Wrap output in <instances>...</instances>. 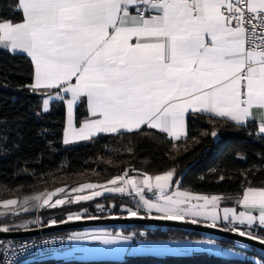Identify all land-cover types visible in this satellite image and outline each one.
I'll return each instance as SVG.
<instances>
[{
    "label": "snow or ice",
    "instance_id": "6c2138e0",
    "mask_svg": "<svg viewBox=\"0 0 264 264\" xmlns=\"http://www.w3.org/2000/svg\"><path fill=\"white\" fill-rule=\"evenodd\" d=\"M22 20L0 18V47L23 52L34 66L32 90H58L55 99L67 105L68 128L64 143L89 140L100 133L139 131L144 125L174 140L186 136L185 117L208 113L244 125L255 120L264 133V0H14ZM61 93L67 95H61ZM70 97V98H68ZM49 99L43 101L48 110ZM84 102L89 118L74 127V106ZM216 136V132H212ZM142 179L128 173L108 181L116 187L85 183L72 191L104 189L139 197L146 211L163 213L153 219H181L185 215L211 219L206 210L218 196L196 195L172 187L173 172ZM223 178V177H222ZM54 192L0 201L4 212L18 214V204L30 200L40 207L62 206L52 202ZM146 191L156 196L153 201ZM76 195L73 202L102 195ZM203 201V204H191ZM259 216L224 208L233 221L264 226V188L249 187L238 201ZM192 209H196L193 211ZM23 211H29L23 207ZM131 216L136 211L127 209ZM74 217L69 216L71 220ZM79 219V217H75ZM142 218V217H141ZM37 223L39 221H36ZM52 223H55L53 221ZM27 225H20L26 227ZM7 227L0 228L6 232ZM240 235H245L240 232ZM251 238V237H250ZM128 239V238H123ZM105 244L117 239H103ZM264 243V240L261 241Z\"/></svg>",
    "mask_w": 264,
    "mask_h": 264
},
{
    "label": "trees",
    "instance_id": "16d2710c",
    "mask_svg": "<svg viewBox=\"0 0 264 264\" xmlns=\"http://www.w3.org/2000/svg\"><path fill=\"white\" fill-rule=\"evenodd\" d=\"M0 18L21 20L14 0H0ZM32 79L33 67L25 56L0 49V201L79 184H101L125 172L159 175L173 169L178 189L195 194L238 196L249 187L264 188V138L256 135L253 123L237 126L225 119L191 114L183 140L174 141L160 132L143 128L131 133L100 135L65 146L62 143L63 105L54 102L44 112L40 96L29 87ZM85 116V108L80 104L76 109L77 124ZM214 131L216 136L212 135ZM123 204L138 212L144 211L130 205L127 197L114 195L103 201L39 209L37 214L7 216L0 220V226L35 215L42 217L44 225L53 221L57 224L65 222L66 215L82 210L94 215H84L85 219L121 217L119 209ZM129 227L133 226L125 228ZM155 229L153 234L145 236L149 239L205 236L197 232ZM253 231L255 238L264 240L263 229ZM222 242L228 246L233 241L223 239ZM23 264H264V257L251 253L238 259L198 253L81 262L62 261L47 255Z\"/></svg>",
    "mask_w": 264,
    "mask_h": 264
},
{
    "label": "crops",
    "instance_id": "0c3cea01",
    "mask_svg": "<svg viewBox=\"0 0 264 264\" xmlns=\"http://www.w3.org/2000/svg\"><path fill=\"white\" fill-rule=\"evenodd\" d=\"M21 20H22V14H21ZM0 49L7 51L11 54L25 56L30 61L31 65L33 67L32 83H34V66L32 64L31 58L29 56H27L26 53H23V52H15L14 53V52L9 51L8 49H5L3 47H0ZM32 91L35 94H37L38 96H40L41 103H42V110L44 112H47L50 109L51 104L54 102H57V103H60L63 105V108H64V128H63V135H62V143L65 146H70V145H74V144H78V143L87 142V141H89V140H91L97 136H100V135L118 134V133H100V134L93 136L89 140L72 139L70 136V142L68 144H65L64 143V134H65V130L68 128V110H67V105L64 101L54 98L56 96V93L58 90L54 89V90H51L49 92L48 90L37 89L35 91L34 90H32ZM49 95L52 96L53 98L49 100L48 110L45 111L43 108V101L45 99H49ZM61 95H67V94L61 93ZM68 98H70V97H68ZM80 104H83L85 111H86V116L84 118H82L80 120V122L77 124V122H76V109ZM253 111H254V113L257 114V118L255 120L249 119L247 121V123L244 125H237L232 121H229V120H227V121L234 124V125H237V126H246L248 124L253 123L256 125V135L264 138V133H261L259 130L260 120L258 117V110L254 109ZM191 114H204V115H208L211 117L223 119V118L216 117V116H213V115L208 114V113H202V112L192 113L191 111H189L185 117L186 133H187V119H188V116ZM87 118H89V113H88L86 103H84V102L77 103L73 109L74 127L79 128L81 126L82 122ZM143 128L151 129V128H148L147 125H144L141 129H143ZM151 130L159 132L156 129H151ZM133 132H136V131H133ZM120 133H131V132H125L122 130ZM160 133H162V132H160ZM162 134L167 136L169 139L174 140V139L170 138L166 133H162ZM185 138H186V136H182L181 139H179V140H183ZM174 141H177V140H174ZM63 188H65V187H63ZM252 188H257V187H252ZM257 189H261V188H257ZM244 191L238 196H233L234 199L231 203H229V202L220 203L219 206L207 210L210 212H215V214L217 215V219L215 222H219V223L222 222V219L224 218V214L222 213L221 210H223L224 208L234 209L235 213L237 215H239V213H241V212H244V213L256 216V217L259 216V209L253 210L250 208H246L245 206L241 205L238 202L239 200L242 199ZM47 193H49V192L35 193V194L28 195L25 197H31V196H36V195H40V194H47ZM119 196H121V195H119ZM25 197H23L21 199H16V200H18L19 202H23ZM122 197H124V195H122ZM25 206L29 208V211H27V212L23 211V207H25ZM15 207L20 209L18 214H13L12 212H8L7 214L0 215V220L7 217V216H16V215H22V214H27V213H33V212L37 214L38 210L41 208L39 206V202L34 201V200H30L28 205L18 204ZM218 207H219V209H217ZM44 209H52V208L46 206ZM0 212H4V209L0 208ZM185 217L186 218L187 217L188 218L194 217V218L191 220L175 219V221H191V222L196 223L197 219H201L202 222L207 223V224L213 222L211 219H206L203 215L193 216V217L189 216V215H185ZM229 217H230L233 224L239 225L238 227L241 229L250 230L251 233L253 232L252 234L254 235L251 237L259 240L258 238H255L256 234H254L253 229L260 228V229L264 230V226L260 225L258 219L251 224H249L247 221H245V223L241 224V223H239V221H233L232 220L231 213L229 214ZM195 218H197V219H195ZM84 219L85 218L82 217L80 220H84ZM87 219H91V217L87 218ZM73 221H78V220H73ZM65 222H69V221H65ZM36 223L37 222L35 221V219L32 218V219H28L25 222L19 223V224L16 223V224H10V225H6V226H0V228L7 227L9 229L8 231H21V230L34 229L36 227ZM25 224L27 225L26 227H20V225H25ZM51 224H54V223L51 222L47 225H51ZM47 225H45V226H47ZM127 233H120L119 234V233H114V232H103V231H84V232H80L76 235L72 234V235H69L70 236L69 247L63 251H60L59 253L52 255V257L54 259H58V260H62V261H81V262H94V261H107V260L108 261H122L128 255H130V253H132L131 256L143 255L144 253H147V254H153V255H157V256L175 257V256L195 254L198 251H207L210 254H213V255L219 256V257H224V258H238V259L241 258V259H243L246 257L245 249L237 248L234 246H225V245H222L218 240L209 239V238H206L205 236L203 238H200V239H187V238L182 239V238H175V237L168 238V239H149L146 236H143V234H141V236H138V237L137 236L132 237V236L128 235ZM125 237L128 239H126V240L123 239ZM105 238H107V239L115 238V239H117L118 242L105 244L102 242L103 239H105ZM262 240L263 239H261L260 241H262Z\"/></svg>",
    "mask_w": 264,
    "mask_h": 264
},
{
    "label": "rangeland",
    "instance_id": "374dc122",
    "mask_svg": "<svg viewBox=\"0 0 264 264\" xmlns=\"http://www.w3.org/2000/svg\"><path fill=\"white\" fill-rule=\"evenodd\" d=\"M173 172V184H172V187H170L169 189H166V193L167 194H171V193H174L176 192L177 190L179 191H183V190H180L178 189V180H176V171L173 169V170H170ZM141 174H146V175H149L147 173H144V172H140V173H132V174H128V177L126 178H136V179H142V175ZM163 174V173H162ZM123 175V174H122ZM161 175V174H159ZM121 176V175H119ZM150 176H156V175H150ZM117 177V176H116ZM115 177L109 179L108 181L114 179ZM108 181L104 182V183H101L99 185H105L106 188H112V187H116L114 185H110L108 184ZM95 184V183H94ZM82 184H79V185H76V186H73L72 188H68V187H65V191L62 192V193H57L56 196L52 197V202H54L56 199L58 198H63L66 200V203L62 206H67V205H79V204H85V203H88V202H91V201H99V200H107L108 198H110L111 196H114V195H124V194H121V193H118V192H109V191H106L104 189H85L83 192L81 193H76V192H73L72 189L73 188H77L79 186H81ZM55 190L53 191H50V192H54ZM95 191H101L103 194L100 195V196H97L91 200H87V201H80V202H73L74 201V197L76 195H91L93 192ZM195 194V193H193ZM196 195H200V194H196ZM125 197H127L128 199V202L130 205L132 206H135V207H139L140 209L142 208V210H144L143 212H138V210H134L133 207H130V206H126L125 204H123L119 211L121 212L120 213V216L121 217H133V218H138V217H146V218H152V217H155V216H160V215H163V213H156L155 211H152V212H148L145 210V208L139 203V197H136L134 194L133 195H124ZM204 196H208V195H204ZM211 196H216V195H211ZM209 196V197H211ZM218 197H220V199L216 202L215 205H212V204H208L206 206V210H209V209H212L214 207H217L219 206L220 203H226V202H229L231 203L234 199L233 196H230V195H217ZM147 198L155 201L156 200V196L155 195H152V196H146ZM203 204L204 202L203 201H191L189 204H186V205H183L182 207H185V208H190L191 204ZM62 206H57L55 208H60ZM46 207V206H45ZM45 207H41L40 209H44ZM127 209H131L132 211H136L137 212V216H131L129 214V212L127 211ZM219 209V207L217 208ZM193 211H195L196 209H192ZM222 213L224 214L223 210H221ZM85 210H82V211H75L73 213H70L68 215H66V221H73V220H80L82 217H85L84 215H87V216H94L93 214H90L88 213ZM160 214V215H159ZM69 216H72L74 217L73 219L69 220L68 217ZM189 216H192V215H189ZM39 217L41 218V220L44 222V220L42 219V217L39 215ZM75 217H79V219H76ZM193 217V216H192ZM33 219H35V221L37 220V217L36 215L34 217H32ZM30 218V219H32ZM194 218V217H193ZM193 218H186L185 216H183V218L181 219H184V220H191ZM197 219V218H195ZM28 219H25L23 221H19V222H16L17 224L19 223H22V222H25L27 221ZM166 220H169V219H166ZM172 221H175V219H172ZM184 222H189V223H195V222H191V221H184ZM14 223V224H16ZM214 222L212 223H204L201 221V219H197V222L195 224H201V225H205V226H209V225H212ZM239 225H236V224H233L230 217L228 218V220L226 221L224 218L222 219V222L219 223V222H215V226H212L214 228H220V229H223V230H226V231H229V232H232V233H236V234H239L240 232H244L245 235L244 236H247V237H251V236H254L250 230L248 229H241L238 227ZM126 226H101V227H87V228H82V229H79V230H73V231H69L68 234L69 235H76L80 232H84V231H103V232H114V233H123L124 230L125 232L126 231H129L127 234L134 237V236H141V234H143V236H145L146 234L148 235H151L153 234V232L156 230L155 227H150V226H133V227H129V228H125ZM124 229V230H123ZM127 229V230H126ZM175 230H178V229H175ZM179 231H184V230H179ZM205 235V234H204ZM170 236H173L172 233H170ZM206 238H209V239H214V240H218L220 243H223V239H220V238H217V237H213V236H210V235H205ZM252 238V237H251ZM261 240V239H259ZM228 246H234V247H237V248H242V249H245V252L246 254H251V253H257V254H260L264 257V252L262 251H259V250H256V249H253L251 247H248L246 245H243V244H240V243H236V242H230V244H228ZM198 253H207V254H210L208 253L207 251H198L196 252L195 254H198ZM132 253H130V255H128L126 258L128 257H131ZM143 255H150V256H155V257H166V256H157V255H153V254H147V253H144ZM136 256H139V255H136ZM182 256H187V255H182ZM175 257H180V256H175ZM125 258V259H126Z\"/></svg>",
    "mask_w": 264,
    "mask_h": 264
},
{
    "label": "water",
    "instance_id": "95a60500",
    "mask_svg": "<svg viewBox=\"0 0 264 264\" xmlns=\"http://www.w3.org/2000/svg\"><path fill=\"white\" fill-rule=\"evenodd\" d=\"M154 195L152 192L146 191V196ZM101 226H150L164 229H178L188 232H197L210 235L220 239L233 241L251 247L253 249L264 252V243L260 240L232 233L220 228L209 227L201 224L189 223L184 221H172L166 219H153L146 217H106L91 218L78 221L61 222L44 226L40 229H28L21 231H0V239L18 240L23 238L34 237L39 234H54L65 231L78 230L87 227Z\"/></svg>",
    "mask_w": 264,
    "mask_h": 264
},
{
    "label": "built area",
    "instance_id": "2783aa9c",
    "mask_svg": "<svg viewBox=\"0 0 264 264\" xmlns=\"http://www.w3.org/2000/svg\"><path fill=\"white\" fill-rule=\"evenodd\" d=\"M35 228L44 227L37 215ZM70 236L64 233L39 234L18 240L0 239V264H23L32 259L54 255L69 247Z\"/></svg>",
    "mask_w": 264,
    "mask_h": 264
}]
</instances>
